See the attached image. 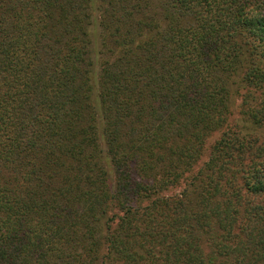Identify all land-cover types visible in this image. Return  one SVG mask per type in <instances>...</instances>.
<instances>
[{
	"label": "trees",
	"instance_id": "obj_1",
	"mask_svg": "<svg viewBox=\"0 0 264 264\" xmlns=\"http://www.w3.org/2000/svg\"><path fill=\"white\" fill-rule=\"evenodd\" d=\"M0 264H264V0H0Z\"/></svg>",
	"mask_w": 264,
	"mask_h": 264
},
{
	"label": "rangeland",
	"instance_id": "obj_2",
	"mask_svg": "<svg viewBox=\"0 0 264 264\" xmlns=\"http://www.w3.org/2000/svg\"><path fill=\"white\" fill-rule=\"evenodd\" d=\"M216 137H218V134H216L215 137H213V139L216 138Z\"/></svg>",
	"mask_w": 264,
	"mask_h": 264
}]
</instances>
